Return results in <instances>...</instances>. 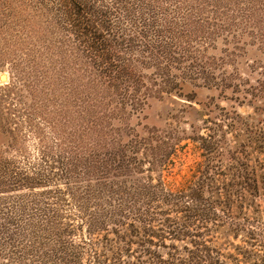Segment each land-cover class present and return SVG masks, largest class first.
I'll list each match as a JSON object with an SVG mask.
<instances>
[{
	"label": "rangeland",
	"instance_id": "rangeland-1",
	"mask_svg": "<svg viewBox=\"0 0 264 264\" xmlns=\"http://www.w3.org/2000/svg\"><path fill=\"white\" fill-rule=\"evenodd\" d=\"M78 1L104 26L112 73L58 0H0V264H95L89 230L140 184L191 179L198 136L214 132L215 165L264 178V0ZM255 202L244 229L264 257V192ZM211 237L254 264L245 233Z\"/></svg>",
	"mask_w": 264,
	"mask_h": 264
},
{
	"label": "trees",
	"instance_id": "trees-1",
	"mask_svg": "<svg viewBox=\"0 0 264 264\" xmlns=\"http://www.w3.org/2000/svg\"><path fill=\"white\" fill-rule=\"evenodd\" d=\"M58 2L75 32L83 39L88 53L100 60L104 70L112 73L118 66L110 64L111 56L106 47L107 39L102 35V22L92 21L83 8L79 12V7L83 6L81 1ZM117 79L118 76L110 78L108 85ZM128 81L137 84L139 79L129 78ZM137 98L142 101L147 95L139 93ZM228 118L235 122L241 117L236 112H228L224 119ZM260 132L258 135L253 133L252 139L262 145L259 151L264 154V132ZM195 140L200 143L206 161L198 166L191 179L176 185L166 183L162 178L153 184L150 178V182L140 184L132 192L130 203L109 213L107 222L89 230L93 238L91 245L97 246L92 255L95 264H228L229 260L241 264L238 258L224 255L220 248L212 246L211 235L218 230L229 231L234 238L245 233L247 244L253 250L242 249L243 253L239 254L245 263L263 264L264 257L256 252L258 234L252 228L244 229V224L251 223L246 210L253 209V220L262 214L253 208L252 203L255 205L256 198L264 192V178L256 172H247V164H239L241 157L238 155L231 160L239 165H231L228 171L222 164L215 165L219 150L214 132L207 137L198 136ZM161 159L164 161L167 157ZM109 225L113 228L110 229ZM2 229L0 226L1 234L4 233ZM109 233L114 237L109 238ZM95 235L100 237L95 239Z\"/></svg>",
	"mask_w": 264,
	"mask_h": 264
}]
</instances>
